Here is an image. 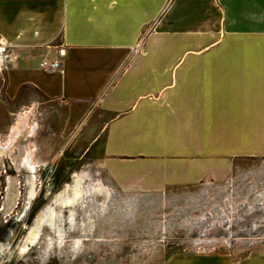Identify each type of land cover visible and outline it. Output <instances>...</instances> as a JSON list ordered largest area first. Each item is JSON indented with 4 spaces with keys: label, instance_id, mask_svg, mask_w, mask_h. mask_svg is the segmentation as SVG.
<instances>
[{
    "label": "crops",
    "instance_id": "crops-1",
    "mask_svg": "<svg viewBox=\"0 0 264 264\" xmlns=\"http://www.w3.org/2000/svg\"><path fill=\"white\" fill-rule=\"evenodd\" d=\"M60 62V69L40 67ZM9 100L94 119L120 193H183L264 157V0H0Z\"/></svg>",
    "mask_w": 264,
    "mask_h": 264
},
{
    "label": "rangeland",
    "instance_id": "rangeland-1",
    "mask_svg": "<svg viewBox=\"0 0 264 264\" xmlns=\"http://www.w3.org/2000/svg\"><path fill=\"white\" fill-rule=\"evenodd\" d=\"M5 70L1 65V142L21 119L25 128L0 157V264H264V157L242 162L222 182L183 193H120L94 160L103 134L85 151L98 134L94 119L106 116L93 114L90 123L88 106L79 111L47 102L32 90L9 100ZM28 154L36 192L26 206ZM74 174L84 194L73 203L58 201L71 195ZM10 177L17 187L11 206ZM49 206L53 213L40 223L36 241L26 243Z\"/></svg>",
    "mask_w": 264,
    "mask_h": 264
},
{
    "label": "bare ground",
    "instance_id": "bare-ground-1",
    "mask_svg": "<svg viewBox=\"0 0 264 264\" xmlns=\"http://www.w3.org/2000/svg\"><path fill=\"white\" fill-rule=\"evenodd\" d=\"M24 128H25V120L21 119L20 122L14 128H12V131L9 135L7 142L2 143L0 140V157L5 155V153L7 152V150L9 149L11 144L13 143L16 136L21 134V132L23 131ZM30 155L31 154H28V156L25 158V160L23 162V166L29 174L27 177L28 200H27L26 206H28L29 202L33 199L35 192H36L35 191V179H34L35 178V176H34V167L35 166L29 158ZM74 175L75 176H74L73 185L67 186L71 189V195L64 196L63 194H60L56 198V199H58V201L66 202V203H68V202L73 203L84 194L85 191H83V189H82V182L83 181H82L81 176H79L78 174H74ZM96 188L98 191H102L104 189L103 186H101V185H99ZM90 191H92V189ZM90 191H88V192H90ZM88 192L86 191V193H88ZM16 197H17L16 180L14 178L10 177L9 181H8L7 196H6L7 203L10 204V206L14 205L15 201H16ZM52 213H53L52 206L44 208L39 213V215L37 216V219H36L37 224H36L35 228L32 229V231L29 233L28 239L26 240V243L32 244L36 241L37 236H38V227L40 226V223L45 221L49 216H51Z\"/></svg>",
    "mask_w": 264,
    "mask_h": 264
},
{
    "label": "built area",
    "instance_id": "built-area-1",
    "mask_svg": "<svg viewBox=\"0 0 264 264\" xmlns=\"http://www.w3.org/2000/svg\"><path fill=\"white\" fill-rule=\"evenodd\" d=\"M40 67L48 70H55V69H60L61 64L60 62H42L40 64Z\"/></svg>",
    "mask_w": 264,
    "mask_h": 264
}]
</instances>
